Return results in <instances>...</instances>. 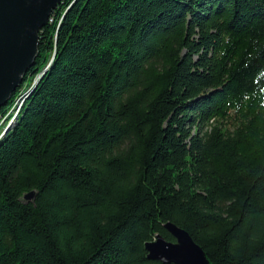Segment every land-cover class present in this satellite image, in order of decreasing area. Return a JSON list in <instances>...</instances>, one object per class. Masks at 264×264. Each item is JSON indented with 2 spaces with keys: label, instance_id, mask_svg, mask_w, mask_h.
<instances>
[{
  "label": "trees",
  "instance_id": "trees-1",
  "mask_svg": "<svg viewBox=\"0 0 264 264\" xmlns=\"http://www.w3.org/2000/svg\"><path fill=\"white\" fill-rule=\"evenodd\" d=\"M38 50L0 106L46 70L0 133V264H176L167 222L264 264V0H63Z\"/></svg>",
  "mask_w": 264,
  "mask_h": 264
},
{
  "label": "water",
  "instance_id": "water-1",
  "mask_svg": "<svg viewBox=\"0 0 264 264\" xmlns=\"http://www.w3.org/2000/svg\"><path fill=\"white\" fill-rule=\"evenodd\" d=\"M62 1L0 0V106L23 83L38 56L40 31ZM15 116L3 134L14 123ZM35 194L30 191L26 198L31 199ZM165 227L175 240H167L158 234L146 243L150 257L176 264H210L203 248L186 229L173 222L165 223Z\"/></svg>",
  "mask_w": 264,
  "mask_h": 264
},
{
  "label": "rangeland",
  "instance_id": "rangeland-1",
  "mask_svg": "<svg viewBox=\"0 0 264 264\" xmlns=\"http://www.w3.org/2000/svg\"><path fill=\"white\" fill-rule=\"evenodd\" d=\"M53 57H54V56H53ZM53 57H52V59L50 60L49 63L52 62ZM45 71H46V70H43L40 74L36 75V77H35V79H34V81H33V83H32L31 88H29V90L26 91V92L24 93V96H22L21 98L19 97V99L17 98V100L15 101V105L12 107L13 109H11V110L9 111V114L6 115L5 117H3V118L0 119V133H1L2 131L4 132V130L10 125V123H11L13 117H14L15 114L18 112L19 107L22 105V103H23V101H24V99H25V96L27 95L28 92H30V91L33 89V87L36 85V83L39 82V80L41 79V77L43 76V74L45 73ZM23 97H24V98H23ZM14 108H15V109H14ZM3 132L1 133V135L3 134Z\"/></svg>",
  "mask_w": 264,
  "mask_h": 264
}]
</instances>
